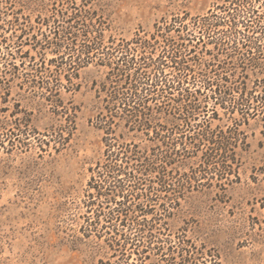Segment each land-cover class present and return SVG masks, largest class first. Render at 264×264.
I'll return each mask as SVG.
<instances>
[{"label": "trees", "instance_id": "trees-1", "mask_svg": "<svg viewBox=\"0 0 264 264\" xmlns=\"http://www.w3.org/2000/svg\"><path fill=\"white\" fill-rule=\"evenodd\" d=\"M73 1L54 6L45 17L55 39L24 43L37 53L65 52L74 59L53 68L13 64L7 72L21 89L45 99L53 113L67 114L60 93L79 89L72 81L78 69L95 62L105 70L95 116L104 150L89 167L84 201L94 209L92 220L86 218V236L94 235L107 252L98 264H222L218 252L197 244L187 228L172 232L167 218L186 192L212 182L225 188L238 179L239 150L246 145L241 126L264 110V102L255 106L252 90L232 86L228 76L240 64V72L259 68L252 54L264 49V0H224L203 14L164 18L149 37L131 39L115 36L104 15L82 12ZM258 32L262 40L250 35ZM166 70L173 76L166 77ZM220 114L229 121L224 130L212 126ZM65 121L60 144L74 129L72 118ZM184 160L199 164L182 172Z\"/></svg>", "mask_w": 264, "mask_h": 264}, {"label": "rangeland", "instance_id": "rangeland-1", "mask_svg": "<svg viewBox=\"0 0 264 264\" xmlns=\"http://www.w3.org/2000/svg\"><path fill=\"white\" fill-rule=\"evenodd\" d=\"M69 1L0 0V264H98L107 256L94 235L86 236V218L92 220L94 209L84 204L92 178L89 167L102 159L104 150L103 134L95 123L101 104L97 89L104 80V68L91 62L73 75L72 81L80 85L79 89H63L60 93L61 101L70 108L67 114L53 113L45 99L21 89L19 79L7 72L13 64H23L21 68L25 70L34 63L53 68V64L74 59L65 52L37 53L24 43L55 39L53 30L44 25L45 17L54 6ZM223 1L73 2L82 12L104 15L115 36L131 39L136 34L149 37L155 22L164 18L203 14ZM257 9L263 12L262 7ZM13 22L18 27H11ZM25 24L36 27L27 29ZM250 35L261 40L263 36L260 32ZM261 44L264 46V41ZM252 56L258 57L259 68L240 72V64L241 68L233 69L236 75L228 77L232 86L252 90L256 106L260 100L264 102V49ZM165 74L173 76L172 70ZM220 115V120H212V126L219 125L224 130L229 121ZM66 118L74 120V129L69 139L60 144L58 132L60 124L67 126ZM241 130L246 145L245 150H239L236 182L224 184L225 188L212 182L186 192L167 224L172 232L187 228L197 244L218 252L222 264H264V110L259 108L255 115L251 114ZM179 164L186 172L188 166L199 162L184 160ZM93 179L102 181L94 175Z\"/></svg>", "mask_w": 264, "mask_h": 264}]
</instances>
